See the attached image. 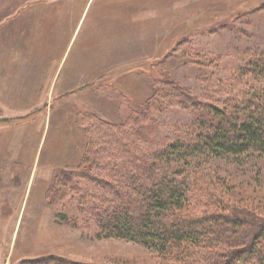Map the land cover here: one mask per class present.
<instances>
[{
    "label": "rangeland",
    "instance_id": "obj_1",
    "mask_svg": "<svg viewBox=\"0 0 264 264\" xmlns=\"http://www.w3.org/2000/svg\"><path fill=\"white\" fill-rule=\"evenodd\" d=\"M261 54L264 0H0V264H187L106 238L53 183L84 165L97 121L121 125L165 84L201 100L229 75L257 87L248 63ZM155 109L144 147L189 139V112ZM200 170L240 225L264 222V160ZM230 213L216 225L228 231ZM259 253L246 264H264Z\"/></svg>",
    "mask_w": 264,
    "mask_h": 264
},
{
    "label": "trees",
    "instance_id": "obj_2",
    "mask_svg": "<svg viewBox=\"0 0 264 264\" xmlns=\"http://www.w3.org/2000/svg\"><path fill=\"white\" fill-rule=\"evenodd\" d=\"M248 67L255 78H263L259 86L237 79L244 86L237 90L229 75L215 91L221 93L214 94L217 98L205 95L201 100L187 89L163 84L155 90L154 104L133 107L121 125L97 121L82 158L85 166L60 173L51 194L55 198L67 192L106 238L138 243L164 259L187 264L252 262L264 249V222L240 225L242 212L209 194L200 170L217 159L264 160V54ZM150 106L189 112V139L144 147L147 140L142 136L149 132L139 125L151 118ZM211 208L216 212L211 214ZM226 211L234 216L228 231L215 223ZM237 248L243 249L241 258Z\"/></svg>",
    "mask_w": 264,
    "mask_h": 264
}]
</instances>
